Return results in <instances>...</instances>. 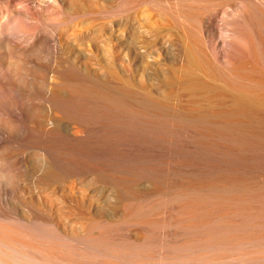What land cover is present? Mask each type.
Segmentation results:
<instances>
[{
	"label": "bare ground",
	"instance_id": "6f19581e",
	"mask_svg": "<svg viewBox=\"0 0 264 264\" xmlns=\"http://www.w3.org/2000/svg\"><path fill=\"white\" fill-rule=\"evenodd\" d=\"M248 122L264 0H0V264H264Z\"/></svg>",
	"mask_w": 264,
	"mask_h": 264
},
{
	"label": "rangeland",
	"instance_id": "374dc122",
	"mask_svg": "<svg viewBox=\"0 0 264 264\" xmlns=\"http://www.w3.org/2000/svg\"><path fill=\"white\" fill-rule=\"evenodd\" d=\"M116 94H117V93H116ZM123 96H124V95L120 96V94L118 93V95L116 96V100H117L118 102H119V100H120V102L122 103L123 101H125V100H124L125 97H123ZM117 97H118L119 100L117 99ZM120 97H123V101L121 100L122 98H120ZM129 98H131V97H129ZM125 99H126V98H125ZM131 99H132V98H131ZM127 100H129V102H130V99L127 98V99H126V102H127ZM125 104H126V103H125ZM130 104H131V102L129 103V105H130ZM127 105H128V102H127ZM131 105H132V104H131ZM163 114H164V113H163ZM166 114H167V113L164 114L165 117H167ZM167 115H168V114H167ZM205 121H206L207 124H208V123L210 122V119H209V120L207 119V120H205ZM211 123H212V120H211ZM245 123H247V122H245ZM245 123H242V124H241L242 126H241V125L236 126V127L238 128V131H241V132H242V133H241V132H237V133H238V134L241 133V134H243V135L246 133V134L244 135L245 137H247V134H248V133H247V132H248L247 130H250V131L252 132V129H254L253 131H256L257 127L260 128L258 124H257L256 126H254V125L256 124L255 122H254L255 124L252 122V124H253V128H252V129H251V127H252L251 122H248V124H250L251 126H249L248 124H245ZM243 124H244L245 128L248 126V127L246 128L247 130H246L245 128H242V130H240V129H241L240 127H243ZM261 125H262V124H261ZM261 125H260V126H261ZM203 126H204V125H203ZM203 126H198L199 128L201 127L200 129H201L202 132H209L210 130L215 129V130H217V131H218V130H219V131L224 130V131H222V133H223V132H226V133H233V134H235V132L237 131L236 128H233V127H227V128H226L224 125H221V126L219 125V127L224 126V127H222L223 129H222V128H219L218 125H216V128H215V125L212 126V124H210V126H209V124H208V126H209L208 128H209V129L205 127V126H207V125L204 126L205 129L202 128ZM211 126H212L213 129H211ZM239 126H240V127H239ZM262 126L264 127V124H263ZM192 127L196 128L194 125H192ZM198 127L196 128V131H197V129H199ZM263 127H261V128L263 129ZM224 128H225V129H224ZM230 128L235 129L236 131L234 130V131L232 132V131H231L232 129H230ZM248 128H250V129H248ZM255 128H256V129H255ZM261 128H260V130L258 129V130H259V131H258L259 134H262V135H263V136H261V138H260V135H259L257 132H255V133L252 132V133H251V132L249 131V133H251L253 137H254L255 134H258V135H259V139H258V138H257V139H256V138H253L250 134H249L250 136L248 135V138H249V137H250V138L252 137V139H254V140H253V142H251V141H249V140H252V139L249 138V140H248V139L246 138L249 144L247 143V141H246L245 139H244V140L246 141L247 144L244 143V140H240V139H239L240 141H238V144H239L238 146H239V147L241 146L240 149H242V146H243V149H244L243 152L241 151L242 153H240V155H237V153L234 154L232 151L227 150V153H228V155H229L228 157H230L231 161H233V162H231V164H232V163L234 164V162H238V164H239V163L241 164V162H244V161H245L243 164H241V165L246 164V166L244 165V169H242V168H243L242 166H241V167H242V168H241V167H239V166L237 165V163H235V164L238 166V169L241 168L240 170H242L243 172H244V170H245V172L247 173V168H245V167H250V168H248V171L253 170L254 167H255V168H257V167H261V168H262V169H261V168L254 169V170H256L255 172H254V171H251L250 173L248 172L249 175H252V174H253V175H254V174H255V175L257 174V175H258V173H260L261 175L264 174V173L262 174V171L264 172V139H262V138H264V133H263L264 131H262ZM227 129H228V131H230V132L225 131V130H227ZM243 129H244V130H243ZM203 130H206V131H203ZM207 130H209V131H207ZM215 130H214V132H215V135H216L217 133H216ZM263 130H264V129H263ZM196 131H195L194 129H192V132H191V133L194 134V132H196ZM219 131H218V132H219ZM246 131H247V132H246ZM260 131H262V132L260 133ZM198 132H200V130H198ZM210 132H211V131H210ZM212 132H213V131H212ZM214 132H213V134H214ZM220 133H221V132H220ZM189 134H190V133H189ZM195 134H196V133H195ZM218 134H219V133H218ZM218 134H217V135H218ZM223 134H224V133H223ZM191 135H192V134H191ZM258 135H257V136H258ZM192 136H193V135H192ZM195 136H197V135H194V137H195ZM244 136H243V137H244ZM245 137H244V138H245ZM255 137H256V135H255ZM116 139H117V140H121L122 137H121L118 133H116ZM242 139H243V138H242ZM241 143H244V144L241 145ZM251 143H252V145H253L254 148L252 147ZM245 144H246V145H245ZM244 145H245V147H244ZM250 145H251V148H252V149L249 148ZM238 146L235 145L236 148H238ZM247 147H248L249 149H246ZM202 148H203V147H202ZM205 148H206V147H204V149H205ZM216 148H217V147H216ZM219 148H220V147H219ZM243 149H242V150H243ZM227 153H226V154H227ZM230 153H231V154H230ZM123 154H124V152H123V147H122L121 145L116 146V156L119 157V156H122ZM232 154H234V155L232 156L233 159H232V157H231ZM241 154H243V155H241ZM235 155H237V156H239V157H241V158H239V160H237L238 158L236 157V158H237V159H236V158L234 157ZM226 156H227V155H226ZM224 157H225V156H224ZM228 157H226V158H228ZM220 158H223V157L220 156ZM242 158H243V159H242ZM223 159H224V158H223ZM241 159H242V160H241ZM225 160H226V159H225ZM225 160H224V161H225ZM234 160H235V161H234ZM240 160H241V161H240ZM243 160H244V161H243ZM227 161H228V160H227ZM227 161H226V162H227ZM239 161H240V162H239ZM228 162H229V161H228ZM235 164H234V165H231L230 168H233V167L235 166ZM240 164H239V165H240ZM247 164H248L249 166H248ZM237 166H235V168H237ZM251 166H252V167H251ZM252 168H253V169H252ZM233 169H234V168H233ZM233 169H232V170H233ZM250 169H251V170H250ZM259 169H260V170H259ZM253 172H254V173H253ZM248 173H247V174H248ZM260 174H259V175H260ZM249 175H248V176H249ZM263 176H264V175H263Z\"/></svg>",
	"mask_w": 264,
	"mask_h": 264
}]
</instances>
